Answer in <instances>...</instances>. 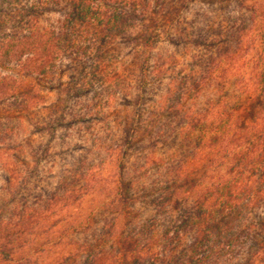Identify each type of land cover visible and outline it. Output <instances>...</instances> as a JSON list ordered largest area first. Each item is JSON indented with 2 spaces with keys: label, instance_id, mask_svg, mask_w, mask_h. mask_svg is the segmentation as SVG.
<instances>
[{
  "label": "trees",
  "instance_id": "trees-1",
  "mask_svg": "<svg viewBox=\"0 0 264 264\" xmlns=\"http://www.w3.org/2000/svg\"><path fill=\"white\" fill-rule=\"evenodd\" d=\"M26 1L0 0L14 14L0 9V20L24 26L0 37V70L15 73L0 74V103L10 110L0 118L1 177L9 184L21 176L15 154L24 147L36 164L75 156L57 167L54 192L34 197L42 213L57 203V236H49L53 226L39 233L27 222L39 209L23 204L17 222L0 216V264H264V0H232L237 11L225 28L205 15L187 23L182 14L193 0L20 6ZM50 1L62 6L56 25L32 26L34 10ZM189 37L222 44L197 70L169 78L183 67L180 57H152L153 49L163 41L184 47ZM64 60L83 64L64 91L77 100L91 94L90 105L79 100L65 111L45 100L58 88L40 79L55 75L60 89ZM83 119L101 124L73 135ZM152 169L163 178L147 186ZM149 188L151 206L173 215L157 235L154 220L134 222ZM86 199L91 209L76 222L68 213Z\"/></svg>",
  "mask_w": 264,
  "mask_h": 264
},
{
  "label": "rangeland",
  "instance_id": "rangeland-1",
  "mask_svg": "<svg viewBox=\"0 0 264 264\" xmlns=\"http://www.w3.org/2000/svg\"><path fill=\"white\" fill-rule=\"evenodd\" d=\"M32 0H28L26 2H23L20 6H28L31 4ZM33 2H36L33 0ZM19 7V5L17 6ZM0 9L5 11H9V6L6 3L0 2ZM62 6L57 5V1H50L47 4L41 6L39 5L34 11L36 15L31 16V25L36 26L37 28H42V27H49V25H56L57 20H59L62 16ZM13 9H11L7 15L9 16L8 18H13ZM236 4L233 3L232 0H223L220 2L214 1V0H193L188 4V8L184 13L182 14L186 20L187 23L190 21L196 19V21L200 20L201 17L204 15L208 17L214 18V20L221 21L222 24H224V27H227L228 25L231 24L229 22L230 18L233 17L236 13ZM10 20V19H8ZM7 20V21H8ZM27 20V19H26ZM1 21L0 20V37L3 35V33L8 32V30H18L21 28L23 29L22 23H15L13 19H11L9 22ZM19 20H17L18 22ZM22 21V19H21ZM19 21V22H21ZM23 22V21H22ZM23 26V27H22ZM214 32V31H213ZM207 33V31L205 32ZM202 38V35L200 36ZM195 38V37H189L188 42L184 47H170L168 44L165 43V41L158 43L152 52V57L155 56V53L158 54H163L166 50L170 51L173 50L175 52V56L180 57V63L182 66L179 67L176 66L172 73H168L169 78H174L179 79L181 76H183L186 72L189 71L190 68H200L199 66L202 65V62L204 61L205 57L207 54H213L219 47L221 46V41L218 40V37L215 38H210L209 41H205L204 44L202 43L201 38ZM131 49V48H130ZM129 51V48L127 49V52ZM138 49H134V52H138ZM132 57V56H131ZM130 56H127L126 53V58L128 59V62L132 61L133 58ZM87 66L89 62H84ZM183 63V64H182ZM191 64L192 67H191ZM11 65V64H10ZM63 66V78H62V83L63 85L60 87H57V76L55 75H48L45 76L44 79H40L43 86H52L56 87L58 89H55L51 91L49 95L45 97V100L47 102L53 101V103H56L58 100L60 101V107L61 109H64L65 111L67 110L70 105L72 107L78 106L76 102L80 100L82 103H86L88 105L91 104L89 103L90 100V95L87 94L88 96H84L82 98H77L73 97L72 94L68 93L67 91H64L65 85L64 82H71V79H78L79 77V71L81 67H83V64H75L72 61L69 60H64L62 62ZM12 66H9L8 69L6 70H0V74H6V75H12L15 74L11 71ZM18 70V69H15ZM179 72V73H178ZM23 74V73H21ZM15 76V75H13ZM29 80V79H28ZM164 82V83H163ZM165 80L162 81L160 84V88L162 91H164L165 87ZM42 90V89H41ZM60 90V91H59ZM46 92V91H45ZM6 104L0 103V118L5 117L10 113V110L5 106ZM88 111V110H87ZM88 115V113H87ZM91 119V118H90ZM90 119H83L82 122H80L78 125H73V135H77L76 133L77 129L79 128L80 130H84L85 132H88L90 127L94 125L99 126L101 123H97L96 121H92ZM90 120V121H88ZM61 130V129H60ZM43 142H48L50 140V135L48 131H44L43 135ZM178 144V141L174 142L173 147H176ZM167 149H163L161 152H157V154H162L163 152L165 153ZM29 151L27 148H21L19 152H17L16 158L20 160V165L19 167L22 169H19L18 167V172L20 171L22 174L21 176L18 174L16 176L12 177V181L7 184V182H4L2 177H1V172H0V216L6 220V218H11V222H17L19 214L21 212V206L23 204H26L28 208H34L39 209L37 210L36 214H33V211H28V216H26L27 222H37L38 226L40 227L39 233L43 230V226H53L52 229L49 232V236L51 239H54L57 236V224H62L63 222L59 221V213H58V208H57V203L56 204H51L50 208L42 213L41 208L43 206V203L40 201H36L34 199L35 196L38 195H45L47 191L54 192V189L57 186L58 178H57V167L63 163L64 161L72 159L75 155L74 153L70 154H63L61 155H55V156H49L46 157L42 163L36 164L35 162V157L33 155H30L28 153ZM54 153V152H53ZM56 153V151H55ZM26 172V173H25ZM25 173L26 177L22 178L23 174ZM163 171L161 170H156L152 169L150 170L147 174L146 177L144 178V181L147 186H151L153 184H156L159 180H162L163 178ZM29 175V176H28ZM28 176V177H27ZM153 189L149 188L146 194V199L143 200V203L141 204H136L135 205V219L134 222L136 226L143 225L147 223L149 220H154L156 222V235L159 234L167 225L168 222L173 218V215L168 212L160 211L157 208H154L150 204V200H153V194L154 192L152 191ZM146 200V201H145ZM89 200H84L82 203L83 206L79 207V211L76 210H70L68 215L71 216V218L79 222L80 218L78 216V213L81 214H86L87 211L91 209V205ZM25 202V203H24ZM146 202V203H145ZM37 204V205H35ZM36 206V207H35ZM60 222V223H59ZM85 237L84 235H77L74 236V238L71 241H65V250L69 248L70 250H73L75 243L80 240H82ZM45 238L43 235H38L36 239L41 240Z\"/></svg>",
  "mask_w": 264,
  "mask_h": 264
}]
</instances>
